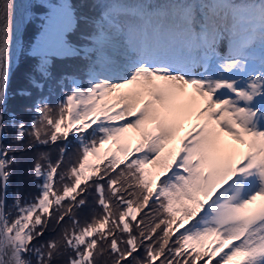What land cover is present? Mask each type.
Segmentation results:
<instances>
[{"label": "snow or ice", "instance_id": "6c2138e0", "mask_svg": "<svg viewBox=\"0 0 264 264\" xmlns=\"http://www.w3.org/2000/svg\"><path fill=\"white\" fill-rule=\"evenodd\" d=\"M37 4L18 94L41 95L29 124L6 125L20 46L0 0V137L10 127L17 146L0 144V264H264V0ZM56 60L77 67L57 76ZM49 82L71 83L55 106ZM21 145L47 150L37 195L9 208Z\"/></svg>", "mask_w": 264, "mask_h": 264}, {"label": "rangeland", "instance_id": "374dc122", "mask_svg": "<svg viewBox=\"0 0 264 264\" xmlns=\"http://www.w3.org/2000/svg\"><path fill=\"white\" fill-rule=\"evenodd\" d=\"M53 1V0H52ZM32 8L34 10L37 9H41V7L38 6L37 4V0L33 1L32 4ZM47 6V5H46ZM32 16L30 17L31 19H35L37 14H35V11H32ZM37 13V12H36ZM26 27V26H25ZM25 33V32H24ZM23 33V34H24ZM29 36L31 37V32H26V34L23 36V51L27 50L25 48V41L24 39ZM22 51V52H23ZM28 59V62L30 61V58L27 56V54L25 53H20L19 55V59L21 60L22 58ZM19 63V60H18ZM24 82V83H23ZM25 85L27 87L25 88H29V84L27 81H25L24 79H19L18 78V74L15 72H12V75L10 77V81H9V87H8V101H7V112L5 113V124L7 125L9 123V115L12 113L9 112H13L15 113L16 117H17V121H23L26 125L29 124L31 122V120L34 118L33 113L28 112V108L31 106L33 99L39 98L40 96H38L36 93H34L33 91V95L32 97H23L20 96L18 93L20 92L21 89H25L23 88ZM22 86V88H21ZM15 88H21L19 90H15ZM16 93V94H15ZM14 94V95H13ZM47 98V97H46ZM61 99V98H60ZM60 99H58L60 101ZM18 101V104H15V102ZM28 112V113H27ZM14 132V130H12L10 127H5L4 132H3V136L0 137L1 140V144L3 146H7L9 144H12L13 147H17L14 144V141L10 142V141H6V137H10V135H12ZM183 134V133H182ZM10 140V139H9ZM27 147V145H21L19 151H21V153H19L17 156L19 155H24L20 158V160L26 164L32 155V152L34 153H38V150L36 148H31V147H27V151H24L23 149ZM39 148V147H38ZM32 149V150H31ZM41 150V149H40ZM11 155H15V153H10ZM28 170H25L23 168H21V165L18 164V162H16V164L13 166L12 168V175L8 181V193H7V198L11 195V197L9 198V208H11V205L13 204L14 200L16 199V197L19 195L21 197V199H27V200H31L33 197H35L37 195L38 189L37 190H32L31 187L36 188V181H34V183H31V178H22L23 176L25 177V175H23L24 172H27L31 167H27ZM35 180V179H34ZM34 184V185H33ZM16 186V187H15ZM46 232V231H45ZM45 236V233H44ZM43 236V238L39 241L40 243L45 242V237Z\"/></svg>", "mask_w": 264, "mask_h": 264}, {"label": "trees", "instance_id": "16d2710c", "mask_svg": "<svg viewBox=\"0 0 264 264\" xmlns=\"http://www.w3.org/2000/svg\"><path fill=\"white\" fill-rule=\"evenodd\" d=\"M53 1H56V0H53ZM72 3L77 7V8H79L80 7V0H72ZM88 8H89V5H85L84 6V8L83 9H81L82 11H84V12H87L88 11ZM46 9H47V6L46 5H44L43 7H41V9H37V10H34V11H36L37 13H39V12H41V11H46ZM41 20H42V18L39 16V15H37L36 16V18L35 19H29V21H28V23H27V25H26V27H25V29H24V34H23V36L26 34V32L28 31V32H31V37H29V36H27L25 39H24V41H25V48L27 49L30 45H31V43H32V41H33V39H34V37H35V35H36V33L39 31V29H40V23H41ZM73 35V42L75 43V42H77V41H79V39H80V32H75V33H73L72 34ZM24 45V44H23ZM23 51V50H22ZM21 53H26L27 54V56L30 58V61L28 62V59H25L24 57L20 60L19 59V63L16 65V67L13 69V72H15V73H17L18 74V78L19 79H24L25 81H27L28 82V80H29V77L31 76V75H33V72H34V69H35V67H36V63H37V61H36V59L34 58V57H32L29 53H27L26 52V50H24L23 52H21ZM77 67V64H75V63H72L71 61H64V62H62V61H60V60H56V61H54V73H55V75H57V76H59V75H61V74H63L64 72H65V70L66 69H69V68H76ZM24 83V82H23ZM22 86H24L23 88H25V87H27V86H25V85H22ZM22 86H21V88H22ZM21 88H15V90L17 91V90H19V89H21ZM70 88H71V83H67V85L66 86H64V87H62V88H55V87H53L52 85H51V82H49V85L48 86H46L45 87V89H44V92H43V95L45 96V97H47L49 100H50V102H51V104L53 105V106H55L56 104H58L60 101L58 100V99H62V97H63V93L65 92V91H68V90H70ZM34 93H36L38 96H40L41 95V93L39 92V91H36V90H32ZM16 94V93H15ZM14 95V94H13ZM60 99V100H61ZM15 104H18V101H16L15 102ZM28 110V109H27ZM29 112V111H28ZM27 112V113H28ZM14 136H15V132H13V134L12 135H10V137H6L7 139H6V141L8 140V141H10V142H12V141H14ZM10 139V140H9ZM75 147H76V145H75V143H73L70 147H69V152L70 153H72V152H74L75 151ZM32 148V147H31ZM33 149V148H32ZM31 149V150H32ZM36 149L38 150V152L39 151H46L47 149H44V148H41V147H36ZM41 149V150H40ZM15 154H16V161L18 162V164H20L21 165V168H23V169H25V170H28V166L29 167H31L32 166V164L34 163V157H35V155H36V153H34V152H32V155H31V158H30V160L26 163V164H24L21 160H20V158L22 157V156H24V155H19V156H17L19 153H21V151H19V150H17L16 152H14ZM57 150H53L52 151V157H53V159H55L56 158V156H57ZM23 175H25V177L23 176L22 178H31V185H32V183H34V177H32L31 175H30V172L28 171V174H27V172H24L23 173ZM34 185V184H33ZM16 187V186H15ZM32 188V190H37V188H34L33 189V187H31ZM8 193V192H7ZM9 194V193H8ZM11 197V195L7 198V203H8V205H10V202H9V198ZM57 232H59V228H57L54 224L45 232V240L44 241H47V240H49V239H51L52 237H54L56 234H57ZM101 264H103V262H101Z\"/></svg>", "mask_w": 264, "mask_h": 264}, {"label": "bare ground", "instance_id": "6f19581e", "mask_svg": "<svg viewBox=\"0 0 264 264\" xmlns=\"http://www.w3.org/2000/svg\"><path fill=\"white\" fill-rule=\"evenodd\" d=\"M33 1H36V0H13V3L15 5L14 12H15L16 36L18 38V42H19L20 47L16 51V54L13 58L10 77L12 75L13 69L18 64L19 55L23 49V33H24L25 26L27 25V23L29 21V18L32 16V13H33L32 11H34V9L32 8ZM50 2L55 3L56 1L50 0ZM70 2H71V0H70ZM34 13H36V11ZM44 13H45V11L39 12V14L42 17L44 15ZM38 35H39V31L35 35V38L33 39L31 45L38 38ZM31 45L27 48V50H28L27 53H30ZM225 51H227L226 45H225ZM11 113L15 115V113H13V112H11ZM15 119H16V115H15ZM0 144H1V140H0Z\"/></svg>", "mask_w": 264, "mask_h": 264}]
</instances>
